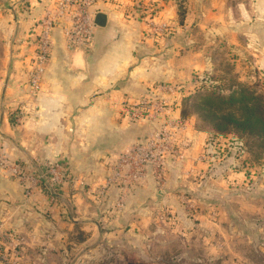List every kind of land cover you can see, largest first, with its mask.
I'll list each match as a JSON object with an SVG mask.
<instances>
[{"label": "crops", "instance_id": "obj_1", "mask_svg": "<svg viewBox=\"0 0 264 264\" xmlns=\"http://www.w3.org/2000/svg\"><path fill=\"white\" fill-rule=\"evenodd\" d=\"M56 1L0 0V153L5 165L21 169L14 177L0 166V215L6 221L10 214L12 230L28 231L32 242L36 229L50 238L52 226L64 225L59 238L66 239L82 225L97 227L88 203L95 193L106 194L102 207L110 214L121 195L130 212H144V223L154 220L151 211L161 209L163 197L180 190L179 170L204 173L197 158H208L219 145L213 140L204 151L209 134L180 116V100L193 91L196 74L216 82V51L230 57L236 81L257 76L264 83V0H185L181 22L179 0H105L94 5L105 24L95 25L86 50H69L60 23L53 25L40 92L31 98L32 27ZM157 102L163 111L153 118ZM132 109L143 117L131 120ZM162 122L172 130L173 155L137 179L124 172L114 178L120 154ZM46 162L61 163L75 180L60 186L59 198L44 181L25 192L24 175L39 174ZM161 176H168L166 188L159 186Z\"/></svg>", "mask_w": 264, "mask_h": 264}, {"label": "rangeland", "instance_id": "obj_2", "mask_svg": "<svg viewBox=\"0 0 264 264\" xmlns=\"http://www.w3.org/2000/svg\"><path fill=\"white\" fill-rule=\"evenodd\" d=\"M228 58L224 52H215L211 76L217 80L210 87L228 95L243 86L264 100V83L252 75V81H236ZM242 71L248 73L245 68ZM203 78L202 73L195 75L193 91L188 88L180 104L200 89ZM189 118L196 130L209 134L204 151L214 145L213 140L219 147L213 146L208 158H197L206 165L204 173L192 174L190 167L182 170L185 173L179 170L176 186L180 190L163 197L161 209L151 211L156 219L144 223V212H130L121 195L116 200L120 207L110 214V207H102L106 194L95 193L88 203L96 210L97 227L82 225L66 239L59 238L65 233L64 225L52 226L50 238L36 229L38 239L32 242L28 231L12 230L10 214L6 221L2 214L0 264H264V153L250 138L232 132L215 135L196 115ZM24 176L28 180L34 175ZM167 179L161 176L159 186L166 188ZM44 182L59 198L61 193L51 180ZM74 216L71 209L69 217Z\"/></svg>", "mask_w": 264, "mask_h": 264}, {"label": "built area", "instance_id": "obj_3", "mask_svg": "<svg viewBox=\"0 0 264 264\" xmlns=\"http://www.w3.org/2000/svg\"><path fill=\"white\" fill-rule=\"evenodd\" d=\"M98 1L105 0H57L50 14L35 21L31 31L33 42L27 71V95L29 97H35L40 92L42 76L49 57L50 34L53 25L56 22L60 23L69 50L73 52L86 50L93 43L95 28L93 19L96 11L94 5ZM149 100V98L142 100L141 105L145 106ZM162 105L159 102L155 104L151 117L159 116L163 111ZM20 112L14 115L15 121L20 119L22 115ZM129 116L131 120H139L143 117L141 110L138 109H132ZM172 138V130L168 123L162 122L155 126L152 132H148L146 136L138 139L120 154L119 162L114 169V178L124 172L127 177L137 179L149 169L154 171L155 167L164 163V159L173 155ZM5 163L6 160L0 153V166ZM5 166L11 174L18 175L21 171L17 165ZM24 177L26 179L27 176ZM45 180H51L52 184L59 189L63 184H71L73 178L69 177L63 165L46 162L42 164L41 173L26 179L27 187L32 188L33 184Z\"/></svg>", "mask_w": 264, "mask_h": 264}, {"label": "trees", "instance_id": "obj_4", "mask_svg": "<svg viewBox=\"0 0 264 264\" xmlns=\"http://www.w3.org/2000/svg\"><path fill=\"white\" fill-rule=\"evenodd\" d=\"M184 2L179 0L178 15L181 17L184 16ZM201 82L200 89L180 104V116L187 118L196 115L209 124V131L215 135L232 132L250 138L252 144L264 153L263 98L243 86L224 95L220 88L216 91L214 86L210 87L209 84L216 82H210L208 77ZM188 105L193 107L192 111H189Z\"/></svg>", "mask_w": 264, "mask_h": 264}, {"label": "water", "instance_id": "obj_5", "mask_svg": "<svg viewBox=\"0 0 264 264\" xmlns=\"http://www.w3.org/2000/svg\"><path fill=\"white\" fill-rule=\"evenodd\" d=\"M105 21H106V15L101 13V12H97L94 16V19H93V22L96 26H104L105 24ZM154 129L151 130V132L153 131Z\"/></svg>", "mask_w": 264, "mask_h": 264}]
</instances>
